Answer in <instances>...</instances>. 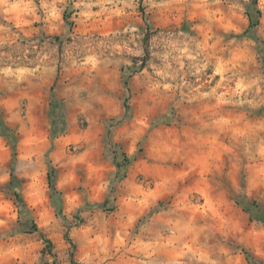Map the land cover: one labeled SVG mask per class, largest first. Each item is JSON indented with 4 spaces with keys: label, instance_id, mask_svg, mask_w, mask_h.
Wrapping results in <instances>:
<instances>
[{
    "label": "clouds",
    "instance_id": "obj_1",
    "mask_svg": "<svg viewBox=\"0 0 264 264\" xmlns=\"http://www.w3.org/2000/svg\"><path fill=\"white\" fill-rule=\"evenodd\" d=\"M0 264H264V0H0Z\"/></svg>",
    "mask_w": 264,
    "mask_h": 264
}]
</instances>
